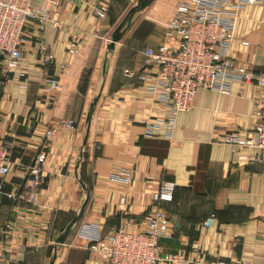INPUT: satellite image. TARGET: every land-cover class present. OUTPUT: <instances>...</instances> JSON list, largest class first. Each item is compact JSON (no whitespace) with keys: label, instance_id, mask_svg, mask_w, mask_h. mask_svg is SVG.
Listing matches in <instances>:
<instances>
[{"label":"crops","instance_id":"crops-1","mask_svg":"<svg viewBox=\"0 0 264 264\" xmlns=\"http://www.w3.org/2000/svg\"><path fill=\"white\" fill-rule=\"evenodd\" d=\"M178 1L154 0L113 50L112 33L138 0L35 1L59 12L62 22L28 20L22 59L0 84V141L9 149L0 264H108L88 250L83 228L142 230L153 194L166 180L176 183L173 201L163 203L175 235L160 241L163 251L192 261L264 264V168L248 163L255 150L234 151L220 142L228 133L251 131L258 87L235 82L229 95L199 90L194 108L179 114L173 138L145 136L158 100L140 78L147 69L144 51L164 41ZM100 3L109 7L102 21L95 13ZM235 37L229 49L234 65L264 72V3L242 10ZM72 41L80 54L68 52ZM50 79L60 86L51 89ZM40 152L46 159L35 204L9 198L27 182ZM123 169L130 171L127 182L113 178ZM83 205L58 244L62 227Z\"/></svg>","mask_w":264,"mask_h":264},{"label":"built area","instance_id":"built-area-1","mask_svg":"<svg viewBox=\"0 0 264 264\" xmlns=\"http://www.w3.org/2000/svg\"><path fill=\"white\" fill-rule=\"evenodd\" d=\"M36 0H0V70L4 84L11 69L22 59L24 28L28 20L40 25L53 22L60 27L59 12L40 6ZM55 6L62 0H41ZM264 0H179L172 17L165 25L164 41L156 48L144 51L146 67L140 78L148 82V92L157 95L158 110L145 121V136L158 139L173 138L181 112L194 108L199 90H214L229 95L235 82L254 84L260 90L254 99V126L241 136L236 132L220 138L234 151L242 148L255 150L248 154L250 164L264 168V72L234 65L229 49L236 39L235 30L242 10L247 6L262 4ZM109 12L105 3L95 7L99 21ZM100 27H97V32ZM247 43V42H244ZM68 52L78 55L81 47L72 41ZM51 59L52 56L49 55ZM51 89L60 81L50 79ZM73 127V121L65 122ZM45 153L40 152L28 167V179L17 193H8L13 199H21L34 205L42 182V165ZM9 149L0 141V193L4 178L9 172ZM116 180L129 181L130 171L115 173ZM176 189L173 180H166L153 194L154 207L142 230L131 231L121 225L101 233L95 225H86L81 237L88 240V250L108 264H227L223 260L192 261L172 252L163 251L160 241L172 239L175 227L163 203L172 201ZM123 202V200H122ZM213 218L205 221L212 224Z\"/></svg>","mask_w":264,"mask_h":264},{"label":"water","instance_id":"water-1","mask_svg":"<svg viewBox=\"0 0 264 264\" xmlns=\"http://www.w3.org/2000/svg\"><path fill=\"white\" fill-rule=\"evenodd\" d=\"M153 1L154 0H138L136 5H134L128 11V13L124 17V19L119 23V25L115 28V30L112 33V38H111V41H110L109 46H108V48L110 50L115 49L116 44L124 37V35L128 31V29H130V27L132 25V18L134 16V14L139 12V11L146 9L148 6H150L153 3ZM93 107H94V105H92L91 111L88 115V119L91 118V115L93 112ZM83 208H84V205H83L81 211L79 212V214L76 215L67 226H65L64 228L61 229V234L56 239V242L58 244H63L66 241V239H67L70 231L72 230L73 226L80 219L81 214L83 212ZM51 264H54V261H52Z\"/></svg>","mask_w":264,"mask_h":264},{"label":"rangeland","instance_id":"rangeland-1","mask_svg":"<svg viewBox=\"0 0 264 264\" xmlns=\"http://www.w3.org/2000/svg\"><path fill=\"white\" fill-rule=\"evenodd\" d=\"M142 11H144V10H142ZM139 13H140V11L134 14V16H133V18H132V25H133L134 20H135V21L137 20ZM132 25H131V26H132ZM130 28H131V27H130Z\"/></svg>","mask_w":264,"mask_h":264},{"label":"trees","instance_id":"trees-1","mask_svg":"<svg viewBox=\"0 0 264 264\" xmlns=\"http://www.w3.org/2000/svg\"><path fill=\"white\" fill-rule=\"evenodd\" d=\"M173 199H174V198H173ZM172 201H173V200H172ZM169 202H170V201H169ZM65 226H67V225H64V227H65ZM64 227H62V228H64Z\"/></svg>","mask_w":264,"mask_h":264}]
</instances>
